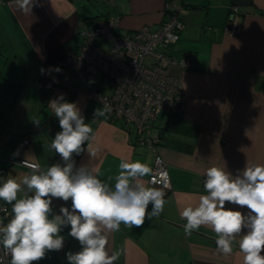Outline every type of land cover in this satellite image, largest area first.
<instances>
[{
	"label": "crops",
	"instance_id": "crops-1",
	"mask_svg": "<svg viewBox=\"0 0 264 264\" xmlns=\"http://www.w3.org/2000/svg\"><path fill=\"white\" fill-rule=\"evenodd\" d=\"M178 1L38 0L31 13H24L16 8L15 0H0L3 23L9 26L8 31L7 25L2 24L4 30L0 25V44L10 48V40L18 36L39 67L35 83L38 81V90L39 79L44 81L43 91H37L34 99L21 106L28 107V111L21 108L23 114L15 117L14 109L7 116L6 126L0 131V148L4 146L9 152L6 158H0V167L7 166L6 159L24 139L29 141L22 152L25 160L42 168L59 162L50 144L60 128L48 102L61 94L68 102L77 103L95 135L89 151L96 155L83 153L74 157L78 167L86 165L110 184H114L109 178L118 174L122 159L139 160L151 167L153 152L135 141L133 131L124 129L108 114L93 121L92 105L100 108L102 104L89 100L87 90L75 88L66 93L63 77L57 78L52 72L46 77L40 70L49 69L50 64L59 65L66 49L77 44V33L95 19L118 15L119 28L124 33L144 25L156 29L167 18V5ZM184 1L179 17L184 26L171 55H189L194 65L175 70L184 95L181 109L168 115L161 113L150 127L169 174V187L159 186L165 192L166 204L159 217L146 219L140 228L129 229L121 224L119 232L107 233L109 253H121L114 264H243L238 242L231 255L216 253L215 234L208 227L185 236L180 212L185 206L196 205L199 196L206 194L203 183L209 167L224 168L235 175L246 162L264 164V0ZM233 6L238 8L233 16H237L239 30L230 35L223 28L231 19ZM60 46L64 50L54 55L56 62L44 65L47 56L56 54ZM34 120L40 121L39 126ZM175 124L188 128V133L173 130ZM19 134L21 139L15 142ZM28 147L31 150L27 153ZM11 170V178L18 182L31 171L18 166ZM148 178L139 182L152 186ZM62 205L63 201L54 200L53 211L58 214ZM64 206L70 208L71 202ZM69 230L61 233L64 248L50 252L38 264H67L65 254L80 250L79 242L68 236Z\"/></svg>",
	"mask_w": 264,
	"mask_h": 264
},
{
	"label": "clouds",
	"instance_id": "clouds-1",
	"mask_svg": "<svg viewBox=\"0 0 264 264\" xmlns=\"http://www.w3.org/2000/svg\"><path fill=\"white\" fill-rule=\"evenodd\" d=\"M37 3L15 0L16 8L24 13H31ZM40 71L46 73L43 68ZM52 71L62 70L57 67ZM48 106L60 128L50 149L60 159L47 168L38 163L26 164L31 171L19 182L11 177L0 181V201L11 206L7 222L0 221V264H4L5 257H10V264H38L48 253L64 248L61 233L66 228H70L68 236L80 245L79 251L65 254L67 264H114L121 253H109L107 233L119 232L121 224L129 229L140 228L146 219L159 217L166 204L165 192L139 182L153 174V169L139 160L122 159L118 174L109 178L114 184L102 181L86 165L78 167L74 157L96 155L89 151L95 140L93 129L77 103L68 102L63 94L50 100ZM111 111V106L104 103L94 110L93 121ZM33 123L39 126L40 121ZM166 175L162 174L161 180ZM205 177L206 194L199 196L196 205L185 206L180 212L185 236L208 227L215 234L217 254L231 255L238 242L243 264H264V164L246 162L235 175L213 166L206 170ZM159 182L149 181L153 185ZM54 200L64 205L70 201L71 206L62 205L57 214L52 207Z\"/></svg>",
	"mask_w": 264,
	"mask_h": 264
},
{
	"label": "built area",
	"instance_id": "built-area-1",
	"mask_svg": "<svg viewBox=\"0 0 264 264\" xmlns=\"http://www.w3.org/2000/svg\"><path fill=\"white\" fill-rule=\"evenodd\" d=\"M184 5V0L169 3L167 18L156 29L144 25L128 33L121 32L118 15L99 17L77 33V44L67 48L59 61L65 70L63 83L66 93L76 90L70 85V80L77 72L85 74L88 79L100 73L111 82L107 93L94 89L87 93V98L102 106L109 104L112 108L109 118L118 120L124 129L133 131L135 141L153 152V174L149 176L148 183L156 179L160 182L154 185L163 188L164 183L168 187L170 185L169 174L156 150L157 139L150 127L161 113L168 115L181 109L184 95L180 75L175 70L194 65L189 55L181 58L171 55L184 26L179 18ZM237 12L236 6L231 7V19L223 28L225 33L232 35L238 32L239 22L237 16H233ZM27 144V139L22 140L6 159L7 166L0 167V181L12 176L11 168L14 166L29 169L26 164L33 162L22 157ZM17 151L19 154L14 157L13 153ZM164 173L166 178L161 180ZM10 212L11 206L0 201V221L6 223ZM4 264H10V257L4 258Z\"/></svg>",
	"mask_w": 264,
	"mask_h": 264
},
{
	"label": "rangeland",
	"instance_id": "rangeland-1",
	"mask_svg": "<svg viewBox=\"0 0 264 264\" xmlns=\"http://www.w3.org/2000/svg\"><path fill=\"white\" fill-rule=\"evenodd\" d=\"M3 20H5V18L1 15L0 8V25L4 30L5 28L2 25L4 24ZM6 25L9 31V26L5 23L4 26L6 27ZM10 42L12 44V47L10 48H5L6 44H0V131L3 130L4 126H6V118L9 113L15 109V117L17 114H23L21 111V106L27 104L30 99H34L37 91L39 92L38 81L37 84H35L39 69L37 63L35 62V60H33L34 58H32L30 54H28L26 49H24L25 47L19 40L18 36H16L13 40L11 39ZM47 66L49 67V69H46V77L50 76L51 72L57 78L63 77V75L65 74V70L58 64H50ZM57 67L62 71L59 73L52 71V69H55ZM82 77L83 79H81ZM90 81H92V83H90ZM70 85L74 89L77 88L79 90H87V93L94 89L103 90L107 93V87L112 86L111 82L100 73H96L88 79L85 74H82L80 72L72 75ZM48 89L49 86L46 89L47 92ZM41 91H43V89ZM96 105L97 104L92 105L93 109L98 108V106ZM27 108L28 107H23L22 109L28 111ZM100 108H102V106H100ZM19 139H21V134H19L15 138V142H18ZM1 148L4 149V146ZM30 150L31 147H28L26 149V152L28 153ZM8 152L9 151L7 149L0 151V158H6L8 156ZM49 254L50 253H48L47 256ZM45 264L47 263L45 262Z\"/></svg>",
	"mask_w": 264,
	"mask_h": 264
},
{
	"label": "trees",
	"instance_id": "trees-1",
	"mask_svg": "<svg viewBox=\"0 0 264 264\" xmlns=\"http://www.w3.org/2000/svg\"><path fill=\"white\" fill-rule=\"evenodd\" d=\"M64 50V47H59L58 48V50L56 51V54L55 53H52V54H49L48 56H47V58L45 59V61H44V65L45 64H49V63H54V62H56V60H54L55 59V57H54V55H59V53H62V51ZM61 57H62V55H60ZM173 56V55H172ZM60 57V58H61ZM43 84H44V81H43V79L42 78H40L39 79V90H42V87H43ZM173 127V130H175V131H177V132H182V133H186L187 131L186 130H189L188 128H185V127H180V126H178V125H173L172 126ZM191 131L192 132H194V130H192L191 129ZM188 133V132H187Z\"/></svg>",
	"mask_w": 264,
	"mask_h": 264
}]
</instances>
